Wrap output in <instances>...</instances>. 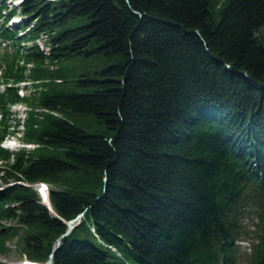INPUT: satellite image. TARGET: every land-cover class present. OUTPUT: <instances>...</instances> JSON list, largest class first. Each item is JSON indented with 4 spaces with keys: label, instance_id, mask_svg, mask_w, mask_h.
I'll return each instance as SVG.
<instances>
[{
    "label": "trees",
    "instance_id": "trees-1",
    "mask_svg": "<svg viewBox=\"0 0 264 264\" xmlns=\"http://www.w3.org/2000/svg\"><path fill=\"white\" fill-rule=\"evenodd\" d=\"M0 42V250L22 230L52 264H238L252 216L264 264V0H0ZM17 102L36 147L2 144Z\"/></svg>",
    "mask_w": 264,
    "mask_h": 264
},
{
    "label": "rangeland",
    "instance_id": "rangeland-1",
    "mask_svg": "<svg viewBox=\"0 0 264 264\" xmlns=\"http://www.w3.org/2000/svg\"><path fill=\"white\" fill-rule=\"evenodd\" d=\"M11 5H16L19 6L20 2L22 0H8ZM16 17L13 18L10 21V24L12 23H17L20 20L26 18L25 16L22 15L20 10L18 13L15 15ZM46 38L45 37H40L38 38V42L41 46L47 47L48 44L45 42ZM31 41H28L27 44H30ZM3 44L0 42V53L3 50ZM76 61H82L80 59H72L69 64L73 66V63H76ZM116 57H111V58H104V57H92V56H87L83 59L82 64L81 62H78V66L75 71H80V70H89V69H97L100 68L104 65H107L111 62H115ZM25 83H21V92L23 93H28L31 90L34 89L33 81H27V86L24 85ZM24 85V86H23ZM4 87V83L0 81V88ZM11 109L13 111V114L11 116V121L15 123L20 119V124L15 127L17 132L11 133L10 135L8 134L6 138L2 141V144L5 145L6 147L10 149H17L19 147L25 146L27 148H32L36 147L37 144L34 143H28L23 139L21 136L22 130L24 128V120L27 117V106L22 103V102H17L11 106ZM75 117V116H74ZM76 120L78 121L79 124L87 126L89 125L91 127L92 124L95 123L94 118L91 117V115L85 114V113H77L76 114ZM1 162V161H0ZM3 183V182H1ZM39 185L40 182H37L35 184V187L39 190ZM49 187L55 185L54 183L48 182ZM49 188V190H50ZM41 194V193H40ZM42 195V194H41ZM83 215V214H82ZM81 217V216H80ZM15 219L6 221L7 223H15ZM69 221V220H68ZM67 221V222H68ZM255 218L252 216L245 217L243 220V229H242V234H240L239 238L237 239V258H238V264H250V255L252 253V243L256 239L254 238V230H255V225H254ZM80 222V218L75 221V225H77ZM74 225V227H75ZM73 227V228H74ZM69 228V227H68ZM73 230V229H72ZM67 232V231H66ZM65 232V233H66ZM70 233V232H69ZM253 235V236H252ZM23 239H22V230L18 233L15 234L11 238H7L5 241V249L0 250V264H22L25 260H30V261H35L36 263L42 264L45 263L46 261H40V260H33L28 257L27 253L23 251L22 246H23Z\"/></svg>",
    "mask_w": 264,
    "mask_h": 264
},
{
    "label": "water",
    "instance_id": "water-1",
    "mask_svg": "<svg viewBox=\"0 0 264 264\" xmlns=\"http://www.w3.org/2000/svg\"><path fill=\"white\" fill-rule=\"evenodd\" d=\"M139 14L141 15L140 12H139ZM48 204H49V203H48ZM49 206L51 207V204H49ZM51 208H52V207H51ZM82 214H83V212L80 213L79 215H77L76 217H74V218H72V219H70V220L68 221L69 228H68L67 232L64 233L63 235H66V234H68L69 232L72 231L74 225L76 224L75 221H76L77 219H79L80 216H81ZM63 235H62V236H63ZM62 236L59 237V239H58V244L56 245V247L54 248V250H56L57 247L61 244V242H62L61 237H62ZM53 254H54V253L52 252L51 255H50V257H49V259H48L44 264H52Z\"/></svg>",
    "mask_w": 264,
    "mask_h": 264
}]
</instances>
